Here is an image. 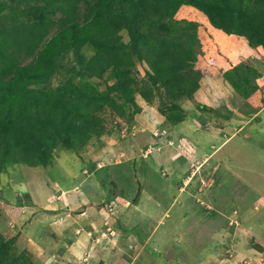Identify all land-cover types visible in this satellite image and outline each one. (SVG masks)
I'll return each instance as SVG.
<instances>
[{"label": "rangeland", "instance_id": "1", "mask_svg": "<svg viewBox=\"0 0 264 264\" xmlns=\"http://www.w3.org/2000/svg\"><path fill=\"white\" fill-rule=\"evenodd\" d=\"M213 4L226 8L221 0ZM242 9L247 16L264 13V0H244ZM189 11L183 4L175 18L165 21L174 24L173 36L184 45L182 33L188 23L183 20L200 19ZM202 22L200 45L191 51L193 72H202L199 89L192 97L178 96L177 110L161 84L151 85L148 64L136 60L130 72L133 96H116L124 116L106 106L95 117V131L101 133L89 132L84 142L72 138L69 147L54 151L45 167L0 166V172H11L9 179L0 173L5 174L1 185H22L16 201L22 206L2 202L6 198L0 191V235L5 241L15 239L13 252L24 251L32 264H263L264 253L255 251L264 252V241L257 239H264V51ZM260 30L264 33V27ZM120 36L130 42L126 30ZM93 53L91 47L83 49L87 59ZM32 58L22 52L21 64ZM80 70L75 54L64 53L51 87ZM116 79L109 70L102 79L78 76L74 85L104 92ZM171 114H181L183 122L170 120ZM155 138L163 140L161 147ZM152 144L158 148L147 155ZM198 167V174L188 180ZM58 182L72 198L86 201L81 194L90 196L92 205L77 223L66 220L74 211L63 214L65 225L60 226L69 227L59 240L48 227L60 217H50L59 208L52 200L41 201L44 190L49 197L57 195ZM63 209L59 213L68 211ZM65 250L70 252L67 258L62 257Z\"/></svg>", "mask_w": 264, "mask_h": 264}, {"label": "trees", "instance_id": "2", "mask_svg": "<svg viewBox=\"0 0 264 264\" xmlns=\"http://www.w3.org/2000/svg\"><path fill=\"white\" fill-rule=\"evenodd\" d=\"M214 1L0 0V166L45 167L54 151L69 147L72 138L84 142L89 140V132L100 134L95 131L99 127L95 117L106 106L124 116L116 96H133L135 81L130 72L136 60L148 64L151 85L161 84L169 101H174L171 107L177 110L178 96L192 97L199 89L202 72H193L191 51L194 45H200L202 21L264 51V33L260 30L264 13L256 11L247 16L242 9L244 0H236L233 6L230 3L234 0H221L225 9ZM183 4L189 13L200 16L198 22L183 20L188 23L182 33L185 45L173 36L174 24L165 23L175 18ZM4 17L11 23L3 25ZM21 17L29 21H19ZM155 25L160 26L157 32L152 31ZM123 30L129 35L128 44L120 36ZM85 47L93 49L89 59L83 55ZM24 51L33 56L27 65L21 64ZM69 51L82 70L52 88L57 64ZM187 65L188 70L183 72ZM109 70L115 72L117 83L104 92L74 85L78 76L102 79ZM34 86L44 88L35 91ZM170 118L175 123L183 122L181 114ZM14 243V238L5 241L0 235V264H32L24 251L13 252Z\"/></svg>", "mask_w": 264, "mask_h": 264}, {"label": "crops", "instance_id": "3", "mask_svg": "<svg viewBox=\"0 0 264 264\" xmlns=\"http://www.w3.org/2000/svg\"><path fill=\"white\" fill-rule=\"evenodd\" d=\"M181 125V127H183L182 126V124H180ZM179 125V126H180ZM176 131H177V129H175L174 130V132L176 133ZM155 140L156 141H158L159 140V138H155ZM215 140V139H214ZM210 141V140H209ZM159 143H160V147H161V143H163V140H159ZM154 145H157V144H152L151 146H150V149H152V150H149L148 152H147V155H149V152L150 153H153L152 151L154 150V149H157L158 148V145H157V147H154ZM226 147V146H225ZM167 149H169V150H171V148H167ZM222 149H224V147L222 148ZM162 150V149H161ZM140 151V150H139ZM163 151L164 150H162L159 154L160 155H163L164 153H163ZM158 164H159V162H158ZM160 165V164H159ZM202 165V167H203V169H204V167L207 165V163L205 162V163H203V164H201ZM200 167V166H199ZM197 168L196 169V171H195V173H193V177L190 179V177L192 176V175H188L189 177L187 178L188 180H192L194 177H195V175H197L198 174V171H199V169H201V168ZM165 169V168H164ZM5 174H7V178L6 179H9L10 178V175H11V172H8V173H5ZM5 174H3V175H1L0 176V179H1V181H3V179L5 178ZM4 178H3V177ZM152 176L154 177V173H152ZM70 177V176H69ZM69 181H72L71 180V178H70V180ZM55 182V181H54ZM161 183H164L163 182V180L161 181ZM191 184V183H190ZM57 185H59V191L57 192V195L55 196L54 194L52 195V197H49L48 196V191H46V190H44L43 191V194H42V197H43V195H45L46 196V198L45 199H43V198H41L42 200L41 201H49V200H52V203H55V204H53L52 206L53 207H57V208H59L60 210H62L63 209V207H66L65 205H70V206H67L66 208H64V209H66V210H68L67 212H60L59 213V209H58V212H56L54 215H50V217H52V218H56V217H58V216H60V217H58L57 219H55L54 221H53V223L50 225V226H48L49 227V229L51 228L52 229V234L55 236V239H62V236L63 237H65L64 236V232H66V230L68 229V227L67 226H60L61 225V223H63L64 221H65V219L62 217V216H64L65 214H69V215H72V214H70V211H74V217H69V218H66V220H68L69 222L70 221H75V223H77V220H79L80 218H81V216H83L84 215V212H89V211H91L90 209H91V207H92V205H91V203H90V200H91V197L90 196H88V195H86V194H84L83 195V193L81 194L85 199H86V201H81L79 198H72L71 197V195H70V193H69V191H68V189L66 188V189H63L62 188V186H61V184H60V182H58V184ZM22 186V185H21ZM21 186H18V185H16V183L14 184V187H12L7 181H6V184H3L2 183V185L0 184V191H4V193H5V198H6V200H9L10 202H8V201H6V200H2V202H5L6 204H9V205H14L15 203H16V201L20 198L19 197V191H20V189H22V187ZM184 189V188H183ZM65 193H68V195H69V197H68V200H67V196H66V194ZM74 192H72V194H73ZM36 194L33 196V198H31V200L32 199H36ZM76 197H79V196H76ZM14 202V203H13ZM51 203V204H52ZM50 204V205H51ZM85 208V209H84ZM64 209H63V211H64ZM43 213H46V212H43ZM64 214V215H63ZM48 218H49V216H48ZM36 220V219H35ZM34 220V221H35ZM59 220H61L62 222H58ZM41 222H38L40 225L39 226H41L42 224V220H40ZM37 223V222H36ZM64 224V223H63ZM65 225V224H64ZM41 227H44L45 228V226H41ZM62 227V228H61ZM79 230H80V232H79ZM77 231L80 233V235L79 236H81V234H82V229L81 228H79V227H77V229H76V233H77ZM248 231H255V229H252V230H248ZM59 235V236H58ZM218 236H220V234L218 235ZM47 237H49V236H47ZM67 239H71L70 237L68 238L67 237ZM257 239L259 240V241H261V240H263L264 241V239H260L258 236H257ZM49 239L47 238V241H48ZM233 243V242H232ZM218 246H220V247H222L221 245H218ZM52 249V248H51ZM69 251H64V253L62 252V257H65V258H67V253H68ZM70 253V252H69ZM262 253H264V252H257V251H255V255H261ZM61 255H59V256H61ZM54 257H55V255H53ZM58 256V257H59ZM260 257V256H259ZM263 264H264V260H262L261 261ZM54 263H56V262H54Z\"/></svg>", "mask_w": 264, "mask_h": 264}, {"label": "clouds", "instance_id": "4", "mask_svg": "<svg viewBox=\"0 0 264 264\" xmlns=\"http://www.w3.org/2000/svg\"><path fill=\"white\" fill-rule=\"evenodd\" d=\"M150 150V147L148 148V150H147V152ZM149 154H150V152H149Z\"/></svg>", "mask_w": 264, "mask_h": 264}]
</instances>
